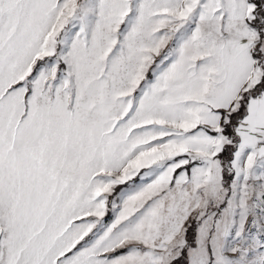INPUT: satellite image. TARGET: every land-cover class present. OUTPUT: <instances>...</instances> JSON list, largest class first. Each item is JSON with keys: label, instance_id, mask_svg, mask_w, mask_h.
I'll use <instances>...</instances> for the list:
<instances>
[{"label": "snow or ice", "instance_id": "1", "mask_svg": "<svg viewBox=\"0 0 264 264\" xmlns=\"http://www.w3.org/2000/svg\"><path fill=\"white\" fill-rule=\"evenodd\" d=\"M0 264H264V0H0Z\"/></svg>", "mask_w": 264, "mask_h": 264}]
</instances>
